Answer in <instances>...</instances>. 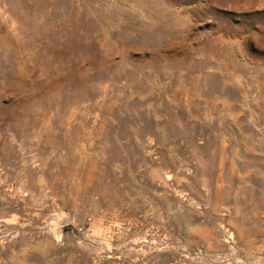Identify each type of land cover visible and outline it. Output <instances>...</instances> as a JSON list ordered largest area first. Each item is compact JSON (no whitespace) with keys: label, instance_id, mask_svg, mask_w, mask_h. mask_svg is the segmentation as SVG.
<instances>
[{"label":"rangeland","instance_id":"obj_1","mask_svg":"<svg viewBox=\"0 0 264 264\" xmlns=\"http://www.w3.org/2000/svg\"><path fill=\"white\" fill-rule=\"evenodd\" d=\"M0 264H264V0H0Z\"/></svg>","mask_w":264,"mask_h":264}]
</instances>
